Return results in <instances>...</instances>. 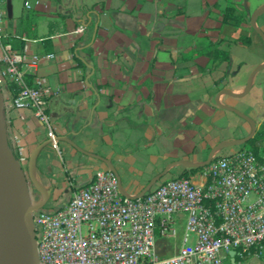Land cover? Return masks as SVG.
I'll list each match as a JSON object with an SVG mask.
<instances>
[{"label": "crops", "instance_id": "obj_1", "mask_svg": "<svg viewBox=\"0 0 264 264\" xmlns=\"http://www.w3.org/2000/svg\"><path fill=\"white\" fill-rule=\"evenodd\" d=\"M229 5L221 0H22L18 20L7 16L6 29L14 49L30 58L23 67L27 78L42 79L48 87V114L57 138L67 137L80 150L109 160L124 191L136 196L168 164L200 163L196 156L190 158L195 150L251 133L242 118L216 104L224 89L242 94L255 67L264 64L263 56L244 79L236 80L247 63L233 58L230 48L247 47L237 40L251 39L256 32L223 24ZM256 23L264 30L263 15ZM261 45L264 49L263 38ZM215 49L229 52V63L215 67ZM49 54L56 58L42 59ZM263 99L264 70L253 77L247 96L219 100L254 115L263 136ZM10 126V135L26 134L28 157L49 140L46 128L29 112H16ZM257 146L264 159V143ZM20 164L28 171L29 160ZM106 168L59 142L58 149L49 145L41 152L34 174L50 192L46 207H61ZM79 176L87 182L76 187ZM185 222V215L176 218L178 237L169 241L182 245ZM226 264H264V253L230 256Z\"/></svg>", "mask_w": 264, "mask_h": 264}, {"label": "built area", "instance_id": "obj_2", "mask_svg": "<svg viewBox=\"0 0 264 264\" xmlns=\"http://www.w3.org/2000/svg\"><path fill=\"white\" fill-rule=\"evenodd\" d=\"M6 21L0 0V88L9 144L21 163L30 157L24 154L26 134L9 132L16 112L31 113L55 149L58 143L48 114V87L42 79L27 78L23 67L30 58L8 40ZM55 58L49 54L42 59ZM31 202H39L33 189ZM179 215L186 216L182 245L163 257L158 240L178 237ZM32 218L39 264H226L231 252L241 259L262 255L264 159L243 148L218 154L198 180L176 176L139 199L121 195L111 170H98L64 206L45 205L32 211Z\"/></svg>", "mask_w": 264, "mask_h": 264}, {"label": "water", "instance_id": "obj_3", "mask_svg": "<svg viewBox=\"0 0 264 264\" xmlns=\"http://www.w3.org/2000/svg\"><path fill=\"white\" fill-rule=\"evenodd\" d=\"M263 14L264 6L251 17V26L254 31L264 39V32L259 30L256 26L258 18ZM262 70H264V64L258 66L252 72L245 91L242 94H235L231 90L224 89L219 93L216 99V104L219 108L234 113L247 122L251 127V133L242 139L220 142L212 149L209 157L204 163L180 160L168 164L165 169L151 179L145 188H143L136 196H130L124 191L118 172L109 160L80 150L67 137L57 138L56 142H66L75 147L81 153L103 162L106 167L117 176L119 181V191L122 196L130 199L143 198L154 188L155 185L159 184L162 179L168 175L172 168L182 167L187 170L203 169L212 162L216 153L234 147L243 148L252 139H254L257 134V122L248 115L244 114L242 111L234 107L223 105L219 99L221 96H229L236 99H241L247 96L252 89L253 77ZM4 109V96L0 88V264H39L32 211L41 209L46 205L50 198V192L41 188L40 183L34 174V169L36 168L41 152L47 146L51 145L53 141L48 140L47 142L41 144L32 153L28 164V171L26 172L10 147L8 125ZM12 164L18 167L22 175L24 183L22 191L19 190L14 182V178L11 173ZM32 189H34L41 198L36 204L31 202ZM230 256L234 258L236 253L231 252Z\"/></svg>", "mask_w": 264, "mask_h": 264}, {"label": "rangeland", "instance_id": "obj_4", "mask_svg": "<svg viewBox=\"0 0 264 264\" xmlns=\"http://www.w3.org/2000/svg\"><path fill=\"white\" fill-rule=\"evenodd\" d=\"M246 1L247 0H221L223 6H226V3L229 2V4L232 3L235 6H237L238 8L242 9L244 12H246L247 17L245 18L243 26H245L246 29H249V30L252 29L253 30V28L251 26V17L264 6V0H250L248 5L244 4ZM5 2L7 4V12L6 13H7L8 18L10 20H12L13 22H16L20 16V14H21L22 0H5ZM248 13L250 15H248ZM263 18H264V14H263ZM256 26H257V23H256ZM257 28L259 30H261L262 32H264V30H262L259 26H257ZM230 49H231L230 50L231 56L233 58H240L247 63V68L245 70L241 71V74L236 73V75H237L236 80H238V81L244 79V75L246 76L249 69L252 68L254 65H256L260 61V59L264 56V49L261 45V37L257 33L253 34V37L251 38V42L247 47H242L241 45H234L233 44ZM255 68H257V67H255ZM234 77L235 76H233L232 78H234ZM263 101H264V99H263ZM243 113L248 115L252 119H255L254 115L249 114V112L246 111ZM245 124H248V123L245 122ZM258 141H261L262 143H264V135L258 136V140L252 141V143H248L244 147L251 148L252 145H254V144L257 145ZM219 143L220 142H217V143L213 142L211 146H207L206 148L202 149V151L195 150V153H194L195 155H191L190 158H194L196 156V158L201 161L200 163H204L207 160V158L209 157L212 149L215 146H217ZM236 149H237V147L229 148V149H226V150H223V151L216 153V155H218V154L223 155L225 153H231V152L235 151ZM183 170L184 169L182 167L172 168L169 171L168 175L162 179V181H165L167 179H171L173 177L179 176ZM26 172H27V170H26ZM161 172H159V174ZM200 173L198 172L196 175H194L193 179L198 180ZM151 179H153V178H151ZM151 179H148L146 181L143 188H145V186L150 182ZM86 182H87V177L79 176V178L76 182V187H81V186L85 185ZM156 186L157 185H155L154 187H156ZM35 193H37V192H35ZM62 195H65V193L64 194H56L55 199L59 200L60 197H62ZM158 244H160V246L165 247V249H162L161 254H160L163 257H168V256L174 254L181 247V243L179 240L169 241V240H165V239H160V240H158Z\"/></svg>", "mask_w": 264, "mask_h": 264}, {"label": "trees", "instance_id": "obj_5", "mask_svg": "<svg viewBox=\"0 0 264 264\" xmlns=\"http://www.w3.org/2000/svg\"><path fill=\"white\" fill-rule=\"evenodd\" d=\"M247 17V13L244 12L242 9L238 8L234 4H230L222 13V22L223 24L230 25L232 27L238 28L241 27L244 24L245 18ZM242 42L244 45H249L251 42V39L249 37H240L237 42ZM213 59H214V65L215 67H218L222 65L223 63H229L230 61V54L229 52L222 51L220 49H215L213 52ZM258 136H260L258 133L255 135L254 139L252 141L258 140ZM249 142V143H252ZM243 149H248L252 151L255 155L259 156V147L254 144L251 148L243 147ZM203 169L198 170H187L184 169L182 173L179 175L180 177L185 178H193L194 175H196L198 172L200 173Z\"/></svg>", "mask_w": 264, "mask_h": 264}, {"label": "bare ground", "instance_id": "obj_6", "mask_svg": "<svg viewBox=\"0 0 264 264\" xmlns=\"http://www.w3.org/2000/svg\"><path fill=\"white\" fill-rule=\"evenodd\" d=\"M11 173L13 175L15 184L17 185L19 190L22 191L24 188L23 178H22V175L20 173V170L14 164L11 165Z\"/></svg>", "mask_w": 264, "mask_h": 264}]
</instances>
